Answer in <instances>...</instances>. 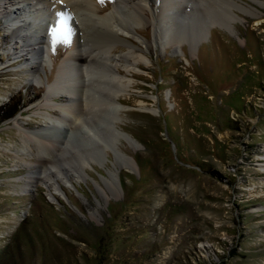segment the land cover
Instances as JSON below:
<instances>
[{
	"label": "rangeland",
	"instance_id": "obj_1",
	"mask_svg": "<svg viewBox=\"0 0 264 264\" xmlns=\"http://www.w3.org/2000/svg\"><path fill=\"white\" fill-rule=\"evenodd\" d=\"M146 2L131 44L111 53L137 60L107 61L129 85L102 120L79 125L31 80L19 36L24 21L37 27L21 13L30 2L0 0V264H264V0H183L164 28L160 1ZM54 50L38 72L48 82L68 54Z\"/></svg>",
	"mask_w": 264,
	"mask_h": 264
},
{
	"label": "bare ground",
	"instance_id": "obj_2",
	"mask_svg": "<svg viewBox=\"0 0 264 264\" xmlns=\"http://www.w3.org/2000/svg\"><path fill=\"white\" fill-rule=\"evenodd\" d=\"M23 1H29L30 5H22L21 13L25 19L30 17L28 14H31L32 21L37 23V27L29 21H24L22 25L26 26L25 28L30 35H19L20 32L17 31H14V34L22 37V40L26 42V46H29V61H31L30 64L33 63L34 65L29 67L34 68L33 72L36 75L31 80L36 82L37 86L42 85L45 87L43 99L52 101L54 98H64L67 103L56 104V106L66 114H70L74 120L78 119L79 125L86 123L87 118L102 120L99 112H106L109 107L114 108V104L119 101L120 91L129 85L123 77H120L122 70L111 66L110 63L107 64V61L116 59L113 55L111 56L112 51L115 49L113 43L124 40L125 43L131 44L133 25L144 19L141 15H143L142 13L146 14L147 7H149L147 5L148 1L112 0V11L105 15L98 13V8L95 7L96 2L93 0H19L21 4ZM159 1L157 5L159 17L155 21L164 28L167 27L166 25L172 24L173 14L180 16L179 13L182 12L178 11L180 7L178 4L183 0ZM186 1L193 2V0ZM152 2L154 3L155 0H152ZM214 3L213 1L206 3L202 8L203 11L210 13V11L218 9V6ZM120 5H124L125 8L129 9L121 12L119 10ZM12 13L14 12L12 11ZM182 18L183 20L185 18L191 20L185 13ZM9 21H12L9 22L10 25L19 24L16 18ZM176 24L178 22H175ZM213 25L214 23L207 25L206 28H200V31L203 30L202 32L206 33L205 35L201 34L204 35V38L209 35L208 32ZM175 28L178 32L183 30L182 26ZM158 34L160 37H167L164 30L159 31ZM177 37L179 38V35ZM194 39L197 41L199 36ZM19 47L23 46H14L10 50L14 52L13 54H17L21 51ZM57 47L66 48L68 54L59 62L53 81L48 82L43 80L38 72L44 69V57L49 56V52ZM117 60L130 65L134 64L137 58L133 56V51L130 50ZM78 70H83L89 77V85L92 88L89 87L84 90L82 85L75 84V78L79 76ZM125 71L126 75H132L131 73H133L128 68ZM80 75L82 76V74ZM77 97L79 100L78 107L74 106ZM82 98H84V103L80 102ZM44 106L52 108L48 103H45ZM84 108L85 111H83ZM118 110L117 112H119ZM59 118H61V115ZM94 134L98 135L96 131ZM31 141L32 139L27 134H23L25 145H30ZM38 145L42 151L40 152L41 158L50 156L53 153V144L41 141ZM52 161L53 159H49L45 162ZM39 162H41V159Z\"/></svg>",
	"mask_w": 264,
	"mask_h": 264
},
{
	"label": "trees",
	"instance_id": "obj_3",
	"mask_svg": "<svg viewBox=\"0 0 264 264\" xmlns=\"http://www.w3.org/2000/svg\"><path fill=\"white\" fill-rule=\"evenodd\" d=\"M22 98L19 99V101L15 104H13L12 106H9V111L6 112V118L12 117L13 115H15L22 106H24V102H22Z\"/></svg>",
	"mask_w": 264,
	"mask_h": 264
},
{
	"label": "water",
	"instance_id": "obj_4",
	"mask_svg": "<svg viewBox=\"0 0 264 264\" xmlns=\"http://www.w3.org/2000/svg\"><path fill=\"white\" fill-rule=\"evenodd\" d=\"M210 32H208V34H209Z\"/></svg>",
	"mask_w": 264,
	"mask_h": 264
}]
</instances>
